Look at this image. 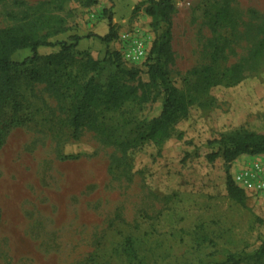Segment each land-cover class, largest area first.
Segmentation results:
<instances>
[{"label":"rangeland","instance_id":"obj_1","mask_svg":"<svg viewBox=\"0 0 264 264\" xmlns=\"http://www.w3.org/2000/svg\"><path fill=\"white\" fill-rule=\"evenodd\" d=\"M149 1L0 0V31L81 38L62 56L43 47L37 63L0 70V264H199L264 244V155L207 159L223 135H264V0H173L168 79L187 113L155 139L164 94L146 86ZM90 81L100 92L76 137ZM228 174L244 205L228 196Z\"/></svg>","mask_w":264,"mask_h":264},{"label":"trees","instance_id":"obj_2","mask_svg":"<svg viewBox=\"0 0 264 264\" xmlns=\"http://www.w3.org/2000/svg\"><path fill=\"white\" fill-rule=\"evenodd\" d=\"M115 1V0H110ZM145 13L152 19L153 31L156 39L151 49V55L154 60L149 65L148 75L150 83L146 86L157 90L158 94L163 92L164 98L159 115L151 121L149 128V137L151 139L167 136L170 127L180 115L187 113V108L178 98L177 89L171 85L168 79L167 66L172 62V37L173 23L172 17L175 12V4L173 0H150L148 6L144 9ZM116 37L113 28L112 19L110 18V30L105 37L100 39L107 44H111ZM73 44L65 43H48L45 40L38 39L34 35L21 34L14 29L0 31V70L9 71L13 68L25 67L28 64H34L41 60L39 49L43 47H55L60 45L63 53L71 51L80 42V37L73 38ZM29 50L31 56L22 62H16L12 57L19 51ZM60 57V56H59ZM105 63H110L118 69L123 70L121 55L118 52L107 51ZM91 70L95 71L99 67L98 62L89 61ZM60 64V62L58 63ZM36 79L39 78L38 73H34ZM132 78L136 77V73L129 72ZM93 81L86 86L83 97L78 101L74 110L71 125L74 134L78 137L83 128V116L88 108V102L96 94L100 92V87H91ZM157 98L153 99L154 101ZM1 146V143H0ZM213 151L208 154L209 162L216 161L220 156L223 160L230 164L243 155L257 156L264 155V135L255 133H237L223 135L219 139L208 143ZM217 149V150H216ZM228 196L235 202L244 205L245 193L236 185L230 174L227 176L225 184ZM264 258V244L252 253L241 252L237 254H229L225 257H217L210 255L199 264H244L247 262H260Z\"/></svg>","mask_w":264,"mask_h":264},{"label":"built area","instance_id":"obj_3","mask_svg":"<svg viewBox=\"0 0 264 264\" xmlns=\"http://www.w3.org/2000/svg\"><path fill=\"white\" fill-rule=\"evenodd\" d=\"M138 43V42H137ZM139 44V43H138ZM137 47H136V52H137V54L138 55H140V56H143V54H144V50H143V48H142V45L141 44H139V45H136Z\"/></svg>","mask_w":264,"mask_h":264}]
</instances>
